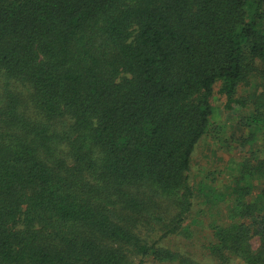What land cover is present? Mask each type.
I'll return each instance as SVG.
<instances>
[{
  "label": "trees",
  "instance_id": "trees-1",
  "mask_svg": "<svg viewBox=\"0 0 264 264\" xmlns=\"http://www.w3.org/2000/svg\"><path fill=\"white\" fill-rule=\"evenodd\" d=\"M216 85L249 149L202 256L264 264V0H0V264H201L164 243Z\"/></svg>",
  "mask_w": 264,
  "mask_h": 264
},
{
  "label": "rangeland",
  "instance_id": "rangeland-1",
  "mask_svg": "<svg viewBox=\"0 0 264 264\" xmlns=\"http://www.w3.org/2000/svg\"><path fill=\"white\" fill-rule=\"evenodd\" d=\"M218 89L219 85L214 86L210 99L213 110L209 132L197 143L187 174L189 184L197 194L190 216L196 222L191 226L193 236L190 239L172 237L164 243L165 247L178 250L201 264H212L209 258L202 256L201 247L210 240V225L221 223L225 214L224 203L219 201L209 205L205 198L210 195L211 189L216 191L215 194L223 193L233 184L231 170L249 149L240 146V140L245 139L247 131L240 128L239 119L247 111L237 105L226 110L224 97L218 93ZM257 146L264 150V141H258L253 148Z\"/></svg>",
  "mask_w": 264,
  "mask_h": 264
}]
</instances>
